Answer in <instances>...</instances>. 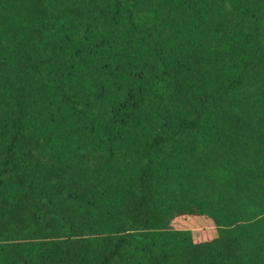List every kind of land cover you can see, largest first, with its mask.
<instances>
[{
	"label": "trees",
	"instance_id": "16d2710c",
	"mask_svg": "<svg viewBox=\"0 0 264 264\" xmlns=\"http://www.w3.org/2000/svg\"><path fill=\"white\" fill-rule=\"evenodd\" d=\"M0 264H264V0H0Z\"/></svg>",
	"mask_w": 264,
	"mask_h": 264
},
{
	"label": "rangeland",
	"instance_id": "374dc122",
	"mask_svg": "<svg viewBox=\"0 0 264 264\" xmlns=\"http://www.w3.org/2000/svg\"><path fill=\"white\" fill-rule=\"evenodd\" d=\"M175 225L178 227V228H192V229H198V228H195L194 226H192L188 221L186 223V221H178L175 223ZM209 228V229H212V226L211 225H208L206 227V229Z\"/></svg>",
	"mask_w": 264,
	"mask_h": 264
}]
</instances>
